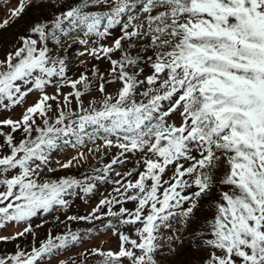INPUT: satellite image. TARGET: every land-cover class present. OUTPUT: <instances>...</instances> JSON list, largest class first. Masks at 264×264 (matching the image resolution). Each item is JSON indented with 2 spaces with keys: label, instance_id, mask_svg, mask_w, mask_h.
Masks as SVG:
<instances>
[{
  "label": "snow or ice",
  "instance_id": "1",
  "mask_svg": "<svg viewBox=\"0 0 264 264\" xmlns=\"http://www.w3.org/2000/svg\"><path fill=\"white\" fill-rule=\"evenodd\" d=\"M0 264H264V0H0Z\"/></svg>",
  "mask_w": 264,
  "mask_h": 264
},
{
  "label": "rangeland",
  "instance_id": "2",
  "mask_svg": "<svg viewBox=\"0 0 264 264\" xmlns=\"http://www.w3.org/2000/svg\"><path fill=\"white\" fill-rule=\"evenodd\" d=\"M79 204H80V202H78V206H79ZM81 210H83V209L81 208Z\"/></svg>",
  "mask_w": 264,
  "mask_h": 264
}]
</instances>
